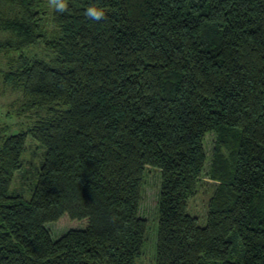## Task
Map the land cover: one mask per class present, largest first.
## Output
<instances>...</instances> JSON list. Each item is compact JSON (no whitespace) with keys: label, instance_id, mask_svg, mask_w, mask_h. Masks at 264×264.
Masks as SVG:
<instances>
[{"label":"trees","instance_id":"obj_1","mask_svg":"<svg viewBox=\"0 0 264 264\" xmlns=\"http://www.w3.org/2000/svg\"><path fill=\"white\" fill-rule=\"evenodd\" d=\"M67 2L0 0V77L44 110L0 135V264H136L148 166L153 264H264V0ZM28 137L42 153L26 197L10 184ZM63 214L87 222L52 238Z\"/></svg>","mask_w":264,"mask_h":264},{"label":"rangeland","instance_id":"obj_2","mask_svg":"<svg viewBox=\"0 0 264 264\" xmlns=\"http://www.w3.org/2000/svg\"><path fill=\"white\" fill-rule=\"evenodd\" d=\"M21 96L17 91L11 90L0 77V135L15 130L24 129L44 110L34 113L33 110H23L21 105ZM1 138V136H0ZM213 140V132L205 134L204 145L208 157ZM42 147L35 140L28 137L26 148L23 152V162L21 167L14 172L10 187L14 191L23 193L26 197L29 195L31 180L35 167L41 158ZM207 163L205 167H207ZM214 187V180L206 175L202 180L197 192L189 199L188 209L191 213L197 214L200 222L205 219L206 202ZM157 193H158V170L153 166H148L145 174L142 199L140 201V213L146 218V240L143 244V252L136 259V264H153L155 253V230L157 226ZM87 220L72 219L67 214L61 215L55 221H49L45 225L52 238H56L62 232L70 227L85 226ZM155 226V227H154Z\"/></svg>","mask_w":264,"mask_h":264},{"label":"clouds","instance_id":"obj_3","mask_svg":"<svg viewBox=\"0 0 264 264\" xmlns=\"http://www.w3.org/2000/svg\"><path fill=\"white\" fill-rule=\"evenodd\" d=\"M48 5L58 12H64L68 9L67 0H47ZM86 16L95 21H101L106 18L105 11L96 6H89L86 10Z\"/></svg>","mask_w":264,"mask_h":264}]
</instances>
